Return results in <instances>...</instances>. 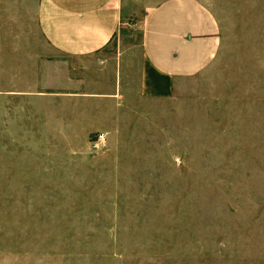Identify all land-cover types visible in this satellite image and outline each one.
<instances>
[{"label": "rangeland", "instance_id": "rangeland-1", "mask_svg": "<svg viewBox=\"0 0 264 264\" xmlns=\"http://www.w3.org/2000/svg\"><path fill=\"white\" fill-rule=\"evenodd\" d=\"M202 1L214 62L150 74L161 94L124 82L78 141L46 136L49 97L17 76L47 57L36 19H0V264H264V0ZM143 23L123 19L105 51L134 71Z\"/></svg>", "mask_w": 264, "mask_h": 264}, {"label": "crops", "instance_id": "crops-1", "mask_svg": "<svg viewBox=\"0 0 264 264\" xmlns=\"http://www.w3.org/2000/svg\"><path fill=\"white\" fill-rule=\"evenodd\" d=\"M25 16L36 19L48 53L17 76L31 83L29 94L49 97L40 111L49 139L88 138L96 116L104 113L94 105L97 98L120 93L124 82L134 81L141 91L161 94V84H153L150 74L164 82L201 74L221 46L219 22L202 0H0V19ZM131 17L144 21L140 53L146 68L140 71L130 66V51L118 57L105 52L122 20Z\"/></svg>", "mask_w": 264, "mask_h": 264}, {"label": "built area", "instance_id": "built-area-1", "mask_svg": "<svg viewBox=\"0 0 264 264\" xmlns=\"http://www.w3.org/2000/svg\"><path fill=\"white\" fill-rule=\"evenodd\" d=\"M105 136H106L105 134L100 133L99 135H97L94 141H97V144L99 145L101 142L106 141Z\"/></svg>", "mask_w": 264, "mask_h": 264}]
</instances>
